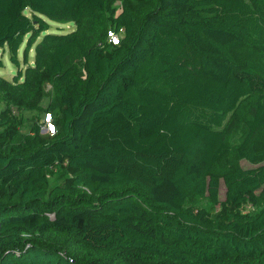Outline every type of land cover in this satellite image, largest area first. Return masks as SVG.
<instances>
[{
    "label": "trees",
    "instance_id": "1",
    "mask_svg": "<svg viewBox=\"0 0 264 264\" xmlns=\"http://www.w3.org/2000/svg\"><path fill=\"white\" fill-rule=\"evenodd\" d=\"M263 42L264 0H0V264H264Z\"/></svg>",
    "mask_w": 264,
    "mask_h": 264
},
{
    "label": "rangeland",
    "instance_id": "2",
    "mask_svg": "<svg viewBox=\"0 0 264 264\" xmlns=\"http://www.w3.org/2000/svg\"><path fill=\"white\" fill-rule=\"evenodd\" d=\"M126 4L133 9H141L144 7L149 6L152 3V0H124ZM74 28V25L71 23H57L50 21L49 22V31H55V32H69ZM24 42L21 45V48L18 52V59H19V64L24 65L22 62V49L24 48ZM4 51L2 52V49L0 48V61L2 62V66H0V75H3L5 77H10L14 72L16 71L15 65L10 61L9 59V53L6 47L3 48ZM250 54L252 56H257L260 58L264 57V42L261 45H241L238 46L231 51V59L235 62H240L243 61L246 57L247 54ZM33 46L29 49H27V60L29 63H32L33 60ZM46 90H48V98L47 100H44L45 102L52 101L53 100V90L48 84L46 86ZM254 106V101L253 100H243L241 104L239 105L238 108V113L241 115V119L236 122L235 124L232 125L230 129V138L229 141L232 145H236L244 136L245 131L247 127L244 125V120L246 118L250 117V114L252 112ZM27 112H25L26 114ZM12 114L17 115L18 111L13 109ZM5 126H0V130L4 129ZM19 132L21 134H25L27 132V127H21L19 129ZM255 145L262 146L264 144V128L260 129L256 137L254 139ZM237 166H243V167H250V163L243 160V159H238L235 155L234 152H231L229 155L225 156L221 162H219L216 167L215 171L218 173H221L223 171L233 169ZM70 173V172H67ZM52 179V177H51ZM223 185L221 183L220 185V197H223ZM189 203L201 207V208H206L208 207V201L205 197H199V198H194ZM251 208V207H250Z\"/></svg>",
    "mask_w": 264,
    "mask_h": 264
},
{
    "label": "built area",
    "instance_id": "3",
    "mask_svg": "<svg viewBox=\"0 0 264 264\" xmlns=\"http://www.w3.org/2000/svg\"><path fill=\"white\" fill-rule=\"evenodd\" d=\"M108 35L111 41L116 42V36L112 32H109ZM54 130H55V125L52 121V117L50 113H45L41 124V131L53 133Z\"/></svg>",
    "mask_w": 264,
    "mask_h": 264
}]
</instances>
